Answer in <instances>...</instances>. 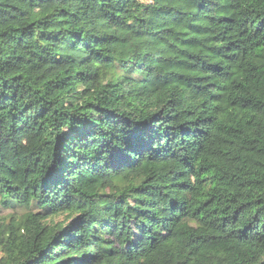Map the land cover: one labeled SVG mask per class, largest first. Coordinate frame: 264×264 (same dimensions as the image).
Wrapping results in <instances>:
<instances>
[{"label":"trees","instance_id":"1","mask_svg":"<svg viewBox=\"0 0 264 264\" xmlns=\"http://www.w3.org/2000/svg\"><path fill=\"white\" fill-rule=\"evenodd\" d=\"M0 264H264V0H0Z\"/></svg>","mask_w":264,"mask_h":264},{"label":"rangeland","instance_id":"2","mask_svg":"<svg viewBox=\"0 0 264 264\" xmlns=\"http://www.w3.org/2000/svg\"><path fill=\"white\" fill-rule=\"evenodd\" d=\"M62 218H59V220H61Z\"/></svg>","mask_w":264,"mask_h":264}]
</instances>
